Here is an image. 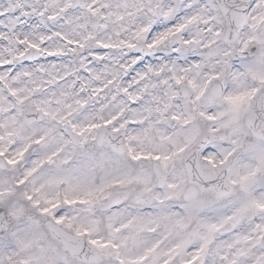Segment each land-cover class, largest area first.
Here are the masks:
<instances>
[{
	"label": "snow or ice",
	"instance_id": "6c2138e0",
	"mask_svg": "<svg viewBox=\"0 0 264 264\" xmlns=\"http://www.w3.org/2000/svg\"><path fill=\"white\" fill-rule=\"evenodd\" d=\"M0 264H264V0H0Z\"/></svg>",
	"mask_w": 264,
	"mask_h": 264
}]
</instances>
